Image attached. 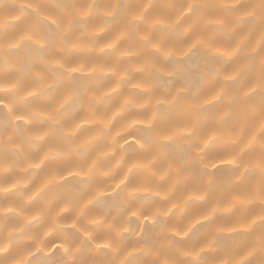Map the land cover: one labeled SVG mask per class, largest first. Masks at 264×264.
Here are the masks:
<instances>
[{
    "label": "clouds",
    "instance_id": "clouds-1",
    "mask_svg": "<svg viewBox=\"0 0 264 264\" xmlns=\"http://www.w3.org/2000/svg\"><path fill=\"white\" fill-rule=\"evenodd\" d=\"M0 264H264V0H0Z\"/></svg>",
    "mask_w": 264,
    "mask_h": 264
}]
</instances>
